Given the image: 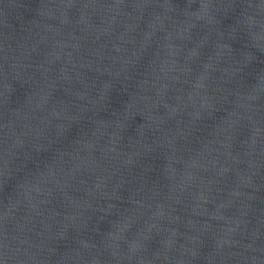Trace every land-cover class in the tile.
<instances>
[{"label":"water","instance_id":"obj_1","mask_svg":"<svg viewBox=\"0 0 264 264\" xmlns=\"http://www.w3.org/2000/svg\"><path fill=\"white\" fill-rule=\"evenodd\" d=\"M0 264H264V0H0Z\"/></svg>","mask_w":264,"mask_h":264}]
</instances>
